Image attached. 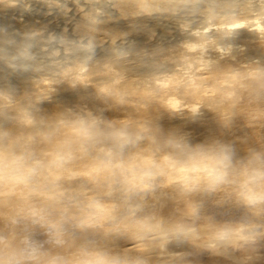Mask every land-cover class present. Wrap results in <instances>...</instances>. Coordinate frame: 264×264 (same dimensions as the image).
Returning a JSON list of instances; mask_svg holds the SVG:
<instances>
[{
  "label": "clouds",
  "instance_id": "9594fccd",
  "mask_svg": "<svg viewBox=\"0 0 264 264\" xmlns=\"http://www.w3.org/2000/svg\"><path fill=\"white\" fill-rule=\"evenodd\" d=\"M112 6L135 16L181 5ZM251 15L264 25V0ZM203 47L185 39L144 79L73 64L30 92L0 90V264H191L170 245L227 264L264 259V65L220 68ZM61 80L95 95L53 104ZM207 118L219 136L194 139L189 126ZM237 120L244 137L226 136Z\"/></svg>",
  "mask_w": 264,
  "mask_h": 264
},
{
  "label": "bare ground",
  "instance_id": "6f19581e",
  "mask_svg": "<svg viewBox=\"0 0 264 264\" xmlns=\"http://www.w3.org/2000/svg\"><path fill=\"white\" fill-rule=\"evenodd\" d=\"M101 1L102 2L98 3L104 4V9H101L100 13L93 14L91 12L92 9L87 8L88 6L83 8V6L87 5L83 4V9L73 16L75 21L70 23L72 26L78 25V29L86 33V36H84L82 40H75L76 43L72 44L76 51L82 48L84 49L83 54L85 56L81 60V63L75 61L62 62L60 59L48 64L46 69L51 71L57 70L55 73L56 79H60V74L69 67L67 65L72 63H79L90 69H98L104 64L111 63L132 79H144L154 72L167 70L170 66V60L175 58L177 50L170 48L173 42L178 38V34L175 32L174 27H163L162 23L158 21L155 23L158 24L155 34H151L152 36L149 34L151 36L149 37L147 33H152L154 30L151 31L149 28L147 30V27L144 28L143 21L146 17L148 19L150 15L141 14L134 16L131 14L135 11L132 7H126L124 12L121 13V11L112 6L114 0ZM173 2L179 5L197 3L199 8L201 5H205L207 7L206 11L210 17L219 13L225 18L231 19V21H227L224 25L221 24L218 27L216 25L208 29H204V27L184 28L183 33L186 34L188 40L193 43L204 45L202 49L198 50L197 55L202 56L205 60L217 62V66L220 68H227L228 66L239 67L242 63L253 62L264 65V43L261 42V35L264 34V25H262L259 20L253 22L251 15L253 12L258 13L260 11L261 0H173ZM98 3L97 5H99ZM248 4L252 5L250 11L246 8ZM205 6H203V8H206ZM167 13L168 12H166V14ZM152 14L159 15V13ZM85 15L91 17L84 19ZM130 22H133V24L134 22L141 23L137 27H132L129 25ZM122 26H124L129 33L121 32L119 28ZM72 29L75 30L73 27ZM196 32L204 33L203 37L193 35ZM7 38L9 37L0 34V50L6 52V54L0 56V66L5 64L8 59H18L16 62L20 65L19 69H15L7 64L9 68L7 70L9 71L6 70V72L2 70L0 72V89H7L6 87L9 86L15 87L19 84L22 88V92H30L34 88V82L30 78L31 73L27 67L31 64L24 58L12 57L10 51L11 47L7 44ZM209 40L214 42L208 43L207 41ZM184 41L185 39L182 43ZM89 45H91V51L86 49ZM67 56L69 55L64 54L62 58ZM166 58L169 59L166 61ZM130 59H136L139 64H146L147 66H151L154 70H148L147 72V67L135 70L134 68L141 65L131 66L126 62ZM162 64L163 67H161ZM34 69H36V66ZM102 79H104V77H96L97 81ZM53 87L56 89L52 98L53 104H59L62 107H76L78 104H81L80 96L88 94L95 95L94 88L78 85L73 89L63 80L53 85ZM92 103L93 102H89V107L92 106ZM53 104L44 102L43 111L45 114L51 113ZM107 115L111 117L114 113L109 112ZM189 127L194 139H206L219 136L217 126L210 118L206 119L203 126L201 123H196ZM245 132L246 129H243L242 122L237 120L232 131L226 132L225 135L243 138ZM156 195H160V193ZM169 250L174 254L184 253L183 260L186 262L190 261L191 264H227L222 258H216L215 262L211 263V255L209 253H195L186 247H174L170 245ZM256 253L257 252L254 250L253 257ZM196 255H199L201 258H194ZM261 263L264 264V259H259L258 264Z\"/></svg>",
  "mask_w": 264,
  "mask_h": 264
},
{
  "label": "rangeland",
  "instance_id": "374dc122",
  "mask_svg": "<svg viewBox=\"0 0 264 264\" xmlns=\"http://www.w3.org/2000/svg\"><path fill=\"white\" fill-rule=\"evenodd\" d=\"M96 1L97 3L102 2L101 0ZM96 1L0 0V34H4L5 36L9 37L7 38V44L11 47L10 51L12 57L24 58L31 64L27 68L28 70H30V78L34 82V85L35 82L39 80L42 76H46L49 79H56L55 73L57 70L51 71L46 69V66L48 64H51V62L58 61L61 59L62 62L75 61L81 63V60L85 56L83 54L84 49L82 48L76 51L72 44L76 43V41L82 40L84 36H86V33L83 30L78 29V25L72 26L70 23L72 21H75L73 16L76 15L81 9L86 6H88L87 8L92 9L91 12L93 14L100 13L101 9H104V4L98 3L99 5H97ZM83 4L87 5L83 6ZM192 4H180V7L176 8L174 12H168L169 14H166V12L159 13V15L155 14L158 18H156L154 14H152V16H149L150 19L149 17L148 19L147 17L144 18V28L147 27V30L148 28L151 31L154 30V32L147 33V35H153V33H155V30L158 27V24L155 23L158 21L162 23L163 27H174L175 32L178 34V38L176 41L173 42V45L170 46V48L178 49L182 41L188 38L186 37V34L183 33L184 28L204 27V29H208L217 25V21L214 19L211 23H209V19L211 17L207 13V7L205 5H201L199 8V5L197 3ZM100 5L103 8H101ZM195 5H198V8ZM203 6H205L206 8H203ZM85 16L84 19H86ZM88 17L91 16H87V18ZM227 21H231V19L226 18V23ZM140 23L141 22H134L133 24V22H130L129 25L132 27H137L138 25H140ZM72 27L75 30H73ZM119 30L121 32H127V29L124 26L120 27ZM150 35L149 37L152 36ZM86 49L89 50V47H87ZM4 54H6V52L0 50V56H3ZM64 54H68L69 56L62 58ZM17 60L8 59L5 64L1 65L2 67L0 66V72L2 70L6 71L7 69H9L7 64L11 65L15 69H19L20 64L16 62ZM126 62L129 63L131 66L141 65L136 59H130ZM79 63H72L67 66ZM35 66L36 69H34ZM144 67H147V72L148 70H154L153 68H151V66H147L146 64L138 66L134 69L139 70ZM15 88L20 93H23L22 88L19 84L18 86H15ZM0 90L4 89L2 88ZM257 257L258 254L256 253L253 257L254 261L257 260L255 259ZM194 258L201 257L199 255H196ZM216 258L218 257L210 256V262H215Z\"/></svg>",
  "mask_w": 264,
  "mask_h": 264
},
{
  "label": "snow or ice",
  "instance_id": "6c2138e0",
  "mask_svg": "<svg viewBox=\"0 0 264 264\" xmlns=\"http://www.w3.org/2000/svg\"><path fill=\"white\" fill-rule=\"evenodd\" d=\"M173 106H175V105L173 104Z\"/></svg>",
  "mask_w": 264,
  "mask_h": 264
}]
</instances>
